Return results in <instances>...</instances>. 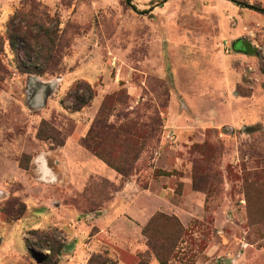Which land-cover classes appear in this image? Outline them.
I'll use <instances>...</instances> for the list:
<instances>
[{
	"label": "rangeland",
	"instance_id": "1",
	"mask_svg": "<svg viewBox=\"0 0 264 264\" xmlns=\"http://www.w3.org/2000/svg\"><path fill=\"white\" fill-rule=\"evenodd\" d=\"M15 2L11 28L23 32L14 52L9 21L0 35L1 263L38 264L28 249L48 254L29 234L53 230L40 219L48 205L76 213L66 221L72 227L108 212L119 197L125 208H158L143 226L131 211L119 213L140 230L134 241L144 250L129 254L134 264L141 258L143 264H201L212 248L217 264H264V14L237 5L264 9V0H131L137 11L124 0ZM236 39L257 54L235 53ZM78 83L94 96L75 111L74 97L88 96ZM96 98L83 138L114 164L132 168L127 178L113 170L114 180L92 174L77 187L61 149ZM131 119L146 125L142 140L127 141L122 150L109 140L99 143L103 124L116 129ZM83 138L80 145L96 157ZM161 190L166 204L154 198ZM145 191L154 201L137 200ZM166 206L179 209L180 218ZM155 215L173 216L180 225L171 252L163 239L174 229L170 221L159 217L145 228ZM54 235L65 246L58 264L73 259L78 239L68 230ZM111 242V252L91 253L83 264L127 259ZM147 242L156 244L162 261Z\"/></svg>",
	"mask_w": 264,
	"mask_h": 264
},
{
	"label": "crops",
	"instance_id": "2",
	"mask_svg": "<svg viewBox=\"0 0 264 264\" xmlns=\"http://www.w3.org/2000/svg\"><path fill=\"white\" fill-rule=\"evenodd\" d=\"M17 5L18 4L17 2H15V0H0V35L4 34L5 23L16 11ZM99 104L100 101L96 98L92 106L87 108L86 111L82 113L80 117H78L76 129L74 130L73 135L68 138L61 149V152L65 158V165L68 173H75L74 176H71L72 178L70 176L69 177L72 181H74V184L78 183L76 184L77 187L81 186L80 183L84 180L85 176H89L92 174L101 175L108 180H114L117 177V174L112 169H110L102 161L94 157L79 143V140L83 138L88 131V120L94 117L98 110ZM124 191L125 188L122 189L121 195L124 194ZM163 193H165V190H161V193L155 195L154 198L157 202H163L164 204H166L167 202L164 198ZM136 198L138 201H140L141 199L145 201L147 198L153 199L154 201L153 196L150 195V192L148 191L138 192ZM118 199L121 200V198L119 197L116 198V202L114 204L115 206H111L108 212H105L101 216L94 218L91 222L87 223L85 221H81L80 223H78L77 225H73L72 227H70L71 223L69 224L66 221L70 220L71 218V221H73L77 218V215L76 213L67 211L61 203L58 207L53 206L49 209L48 205V208L44 209V214H41L40 219L44 220V222L47 223V226L45 228H53V230H57L58 232H60L61 230H68L69 234L71 233L74 241L78 239V244L75 248L73 259H71L70 261H62L60 264H83L91 253H100L102 251H108V249L110 251V247L108 246V242L110 243V239L111 241H114L111 242L113 245H118L117 247H120V251L122 253H126V255L128 256L127 259L123 257H117L119 264H127L125 260L128 261V264H134V259L129 258V254L131 253V255L134 256L136 252L138 253L144 250V247L141 245V243L134 241V239L138 238V236L140 235V230H135L134 222L131 223L127 219L123 220L121 214L119 213H124L125 209L131 211L130 217L134 221H137L140 226H143L147 222L149 217L154 214V212L158 208L154 205L141 206V203L140 205L138 204L133 208H125V202L122 200L119 201ZM166 209H168V211L170 212L172 211L170 206H166ZM178 211L180 210L176 209V211H172L171 213L180 218V213ZM89 217L90 216L88 215L87 219H89ZM116 222L120 223V225H118V228L117 226H115L114 230L113 225ZM129 223H131V226L129 225ZM58 226H60V229L58 228ZM94 229V234L92 236H89ZM215 254L216 253L214 252L213 248L208 249L205 252V258H203L201 264H217L219 258ZM215 257L216 261L214 263H211L215 259ZM206 259H209V261L207 262ZM0 264H2L1 261ZM154 264L157 263L155 262Z\"/></svg>",
	"mask_w": 264,
	"mask_h": 264
},
{
	"label": "trees",
	"instance_id": "3",
	"mask_svg": "<svg viewBox=\"0 0 264 264\" xmlns=\"http://www.w3.org/2000/svg\"><path fill=\"white\" fill-rule=\"evenodd\" d=\"M30 3V6H32V8L35 6H38L39 4L35 1H28ZM27 1L24 3V5H26ZM124 3L129 6L131 9H133L134 11H137L136 8L134 6H132L131 4V0H124ZM21 4V6H24ZM237 5L241 8H248L250 10H253L255 12L264 14V9L254 6V5H249V4H244V3H237ZM17 14L18 11H15L14 14L9 18V22H8V36H7V43L10 47V49L14 52L16 49V41H18L20 38L18 37L20 32H23L22 29L20 27H15L14 29L11 28V23H13V21L15 19H17ZM42 31V35L44 36V29L41 28L40 29ZM25 33H27L25 31ZM37 37H35L36 40ZM0 44L1 46H3L4 44V40L0 38ZM2 49V48H1ZM0 49V54L2 52V50ZM232 50L238 53H243L246 55H256L257 51L255 48H253L249 42H247L245 39H236L233 41L232 43ZM82 85V86H81ZM79 87H83V89L86 91L87 93V98H84L83 96H75L74 100L76 101V103L78 104V107L75 109V111H77L78 109L87 106L88 103L92 100L94 94L93 91L91 89V87L88 84H76V88ZM103 108V105H102ZM101 110V109H100ZM132 119L127 121L126 125L124 126H120L116 129L109 127L105 124L102 125L101 130H100V134H99V138H100V142L99 143H103L106 142L107 140L111 141V146L112 148H115L116 150H122L124 148V145L127 143V141H132L134 142L135 140L137 141V139L139 138L140 140H142L143 137H139L144 135L145 133V127L146 125H141V124H136ZM45 126V124H44ZM135 127V128H134ZM51 132V131H50ZM89 136V135H88ZM47 139L53 140L52 137L50 135L47 136ZM81 144L85 145L86 148H88L96 157H98L104 164H106L109 168H111L112 170H114L117 174H119L122 178H127L130 175L131 172V168H132V164L130 165V167L128 168V170H126V168H123V166L127 165L126 161H122L121 164H114L111 160L110 157L100 154L99 152V147L100 145H96V144H89L88 138L85 137L81 140ZM114 159V158H112ZM119 159V157L117 158ZM137 159V158H136ZM163 175H167L163 174ZM161 218L162 220L165 221H170V223H172L174 225V229L170 230V232L163 234V239H166L169 241V244L167 245L169 247V252H171L174 249L175 244L172 242L175 240V238L178 236V234L180 233V225L177 222V219L173 216L171 217H166L163 215H155L153 216L150 221L147 223L146 225V229L151 226L153 224V222L157 219V218ZM145 229V230H146ZM58 233L57 230H51V231H42V230H31L30 231V235L34 236L36 239H38L41 244L43 245V247L48 251L47 255H42L39 254L33 250L28 249V253L29 255L34 258L38 264H58L59 262V258L61 256L62 251L64 250L65 246L62 244V242H60L56 236L54 235V233ZM182 233V230H181ZM28 242L26 241V244ZM148 243V242H147ZM148 249L152 252V254L155 256V258H157L158 260L162 261L160 252H159V248L156 246L155 243H148ZM166 246V248H167ZM141 258L136 264H143Z\"/></svg>",
	"mask_w": 264,
	"mask_h": 264
},
{
	"label": "water",
	"instance_id": "4",
	"mask_svg": "<svg viewBox=\"0 0 264 264\" xmlns=\"http://www.w3.org/2000/svg\"><path fill=\"white\" fill-rule=\"evenodd\" d=\"M224 264H232L230 260L226 259L224 260Z\"/></svg>",
	"mask_w": 264,
	"mask_h": 264
}]
</instances>
